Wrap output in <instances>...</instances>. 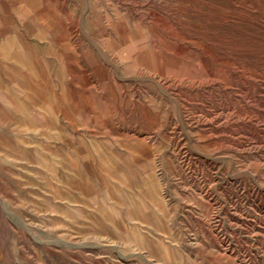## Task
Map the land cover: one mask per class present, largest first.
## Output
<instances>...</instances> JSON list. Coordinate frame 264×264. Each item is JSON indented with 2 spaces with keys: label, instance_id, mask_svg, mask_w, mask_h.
<instances>
[{
  "label": "rangeland",
  "instance_id": "obj_1",
  "mask_svg": "<svg viewBox=\"0 0 264 264\" xmlns=\"http://www.w3.org/2000/svg\"><path fill=\"white\" fill-rule=\"evenodd\" d=\"M0 264H264V0H0Z\"/></svg>",
  "mask_w": 264,
  "mask_h": 264
}]
</instances>
